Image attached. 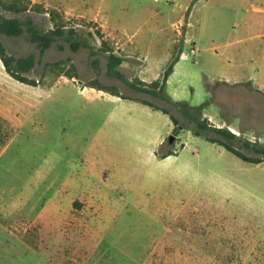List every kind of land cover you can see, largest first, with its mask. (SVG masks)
<instances>
[{
    "label": "rangeland",
    "instance_id": "374dc122",
    "mask_svg": "<svg viewBox=\"0 0 264 264\" xmlns=\"http://www.w3.org/2000/svg\"><path fill=\"white\" fill-rule=\"evenodd\" d=\"M155 1L33 0L28 15L48 31L53 13L97 50L101 32L138 86L179 58V94L167 95L206 104L211 126L264 145V0ZM212 10L221 14L203 28ZM0 42L12 58L33 57L26 76L38 81L13 80L0 61V264H264V163L82 87L179 120L106 77L103 58L91 66L83 50L55 44L40 55L24 36ZM73 69L77 79L63 76Z\"/></svg>",
    "mask_w": 264,
    "mask_h": 264
},
{
    "label": "trees",
    "instance_id": "16d2710c",
    "mask_svg": "<svg viewBox=\"0 0 264 264\" xmlns=\"http://www.w3.org/2000/svg\"><path fill=\"white\" fill-rule=\"evenodd\" d=\"M33 0H0V35L6 38H18L24 36L26 40L34 45L40 55H43L48 49L57 46H67L72 52L80 50L86 51L88 61L91 66L95 65L99 58L104 60V75L109 78H117L121 80L127 90L135 93L148 96L152 99L164 103L179 113V120L171 114L168 109L163 106H155L149 101H138L130 97H123L121 93L103 88L97 84H83L82 87L94 89L107 93L111 96L118 97L122 100L136 102L149 108L151 111L159 112L166 115L173 125H180V128L187 129L191 134L207 143L217 145L223 148L226 152L231 153L244 163L251 165H259L264 163V145L251 143L248 140H243L241 137L233 134L228 128H218L211 126L206 118L202 117V111L206 104H201L197 107H190L185 102L174 101L166 93V83L169 76L173 72V67L179 58L171 60L162 74L156 80L145 83L139 81L140 86L128 81L118 70L122 63V59L114 54V52L106 45L104 36L101 32H97V38L100 40V49L95 47L84 37V33L78 27H68L64 22L52 13L51 22L53 28L45 31L39 28L33 19L28 15L30 9L35 4ZM2 12H7L15 17H5ZM91 36V34H87ZM0 61L4 67L5 73L13 80L36 87L38 81L30 79L26 76L34 65L33 57L27 58H12L6 52L4 45L0 42ZM65 78L72 80L77 79L75 69L63 75ZM171 152L164 154L161 159L171 156Z\"/></svg>",
    "mask_w": 264,
    "mask_h": 264
},
{
    "label": "crops",
    "instance_id": "0c3cea01",
    "mask_svg": "<svg viewBox=\"0 0 264 264\" xmlns=\"http://www.w3.org/2000/svg\"><path fill=\"white\" fill-rule=\"evenodd\" d=\"M154 2H156L155 0H154ZM219 14H221L220 12H219V10H212L211 11V16H208V14L207 15H205L204 16V18H203V28H204V26H207V25H209V26H213L214 25V23L216 22V19H218L219 17H218V15ZM202 40H205V41H207V42H209V41H211V36H209V35H205V32L203 31V39ZM180 61V60H179ZM179 61L178 62H176L175 63V65H174V67H173V72H172V74L169 76V78H168V80H167V83H166V90H167V92L170 94V95H177V94H179V90H178V87H173L174 86V84H172V82H174V80L173 79H175V75H176V67L178 66V63H179ZM258 72L254 69L253 70V75L254 76H256V74H257ZM252 74V73H251ZM238 77L239 78H244V77H246L245 75H238ZM157 79V78H156ZM156 79H154V80H156ZM98 92H100V91H98ZM111 96V95H110ZM178 96V95H177ZM112 97H115V96H112ZM115 98H118V97H115ZM118 99H120V98H118ZM122 100V99H121ZM145 107V106H144ZM147 108V107H146ZM149 109V108H148ZM150 110V109H149ZM154 112V111H153Z\"/></svg>",
    "mask_w": 264,
    "mask_h": 264
},
{
    "label": "water",
    "instance_id": "95a60500",
    "mask_svg": "<svg viewBox=\"0 0 264 264\" xmlns=\"http://www.w3.org/2000/svg\"><path fill=\"white\" fill-rule=\"evenodd\" d=\"M172 141V136H169L168 142L170 143Z\"/></svg>",
    "mask_w": 264,
    "mask_h": 264
},
{
    "label": "built area",
    "instance_id": "2783aa9c",
    "mask_svg": "<svg viewBox=\"0 0 264 264\" xmlns=\"http://www.w3.org/2000/svg\"><path fill=\"white\" fill-rule=\"evenodd\" d=\"M191 53H194V51H191Z\"/></svg>",
    "mask_w": 264,
    "mask_h": 264
}]
</instances>
